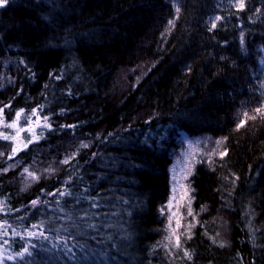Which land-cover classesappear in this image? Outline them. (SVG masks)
Returning a JSON list of instances; mask_svg holds the SVG:
<instances>
[{
  "label": "trees",
  "instance_id": "1",
  "mask_svg": "<svg viewBox=\"0 0 264 264\" xmlns=\"http://www.w3.org/2000/svg\"><path fill=\"white\" fill-rule=\"evenodd\" d=\"M237 3L0 5V124L41 120L0 137L3 264H264V0Z\"/></svg>",
  "mask_w": 264,
  "mask_h": 264
},
{
  "label": "rangeland",
  "instance_id": "2",
  "mask_svg": "<svg viewBox=\"0 0 264 264\" xmlns=\"http://www.w3.org/2000/svg\"><path fill=\"white\" fill-rule=\"evenodd\" d=\"M247 0H243V4L245 6ZM240 0H238L237 6L239 5ZM239 7V6H238ZM262 64V73L263 76L262 82H264V56L260 60ZM31 122L27 126H22L17 119L15 122H12L8 125L15 123V127H9L8 125L3 126L0 124V137L4 136L7 131L13 130L12 136L15 137L17 141V145L22 146L21 139L23 134L33 130L34 128L38 127L39 123H41L40 118L33 117ZM187 149L181 152V155L176 158L175 163L173 164L172 170V196L169 202V210L172 211L171 213V225L175 224L176 228H180L183 224L182 219L184 218V213L181 211L185 203V198L187 196V187H188V178L191 175L193 168L196 164V156L197 154L201 153L200 148L197 146L196 142L192 140H187ZM179 225V226H177ZM178 233L174 234L173 241L176 242V237ZM179 237V236H178Z\"/></svg>",
  "mask_w": 264,
  "mask_h": 264
},
{
  "label": "snow or ice",
  "instance_id": "3",
  "mask_svg": "<svg viewBox=\"0 0 264 264\" xmlns=\"http://www.w3.org/2000/svg\"><path fill=\"white\" fill-rule=\"evenodd\" d=\"M6 2H7V0H0V5H3ZM238 6L241 7V8L244 7L243 0H240V3H239ZM177 11H178V9H177ZM216 19H219V17H217ZM212 27H215V24H213ZM2 111L3 110L0 109V113H2ZM256 111L257 112H261V109H257ZM33 114H36V110H33ZM16 115H17V119H19L20 118V113H17ZM8 126L9 127H15L16 125H15V123H13V124L8 125ZM46 126L50 127V125H46ZM2 138L5 139V140H8V139L15 140V137H10V136H3ZM31 142L32 141H29V143H31ZM23 147H27V144H24ZM85 147H87V145H85ZM20 150H21V148H20L19 145H17L16 147H13V149H12L13 156ZM0 155H2V154H0ZM221 155H226V153H221ZM9 158H11V157H9ZM68 162H69V160H67V159L65 161H63V163H68ZM7 170L8 169H3V171H7ZM24 171L27 172L28 175L33 177L34 179H38V177H36L34 173L28 172V169H25ZM32 203L35 206L38 203V201H33ZM0 211H4V207L2 205V202H0ZM177 226H179V225H177ZM3 227H4V225H0V228H3ZM33 227H36V226H33ZM2 235H7V232L2 233ZM27 235L28 236H36V235H38V233L37 232H33V231H29L27 233ZM40 235H43V233H40ZM7 243H8L7 241H4V244H7ZM176 245L179 246V237L178 236L176 237ZM0 249H3V245H0ZM25 253H28L30 255L31 254L30 253V249L26 247V248H24V250L22 252L17 253L16 256L8 255L7 259L12 260V259H16L17 257L23 258ZM185 255H189V258H190V254L189 253L185 252ZM4 258H5V253H4L3 250H0V264H3Z\"/></svg>",
  "mask_w": 264,
  "mask_h": 264
},
{
  "label": "bare ground",
  "instance_id": "4",
  "mask_svg": "<svg viewBox=\"0 0 264 264\" xmlns=\"http://www.w3.org/2000/svg\"><path fill=\"white\" fill-rule=\"evenodd\" d=\"M187 146H188V144H185V143H184V146H182L181 148H182L183 150H185V149H187Z\"/></svg>",
  "mask_w": 264,
  "mask_h": 264
}]
</instances>
